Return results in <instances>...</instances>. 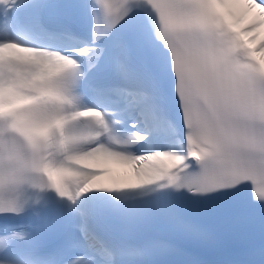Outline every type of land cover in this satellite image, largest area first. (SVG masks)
Instances as JSON below:
<instances>
[{"label":"snow or ice","instance_id":"snow-or-ice-1","mask_svg":"<svg viewBox=\"0 0 264 264\" xmlns=\"http://www.w3.org/2000/svg\"><path fill=\"white\" fill-rule=\"evenodd\" d=\"M74 2L0 0V215L26 211L25 186L55 194L35 216L85 226L147 193L242 192L264 209V0H91L90 40L31 43L71 35L46 17ZM11 231L0 264H22ZM90 236L99 247L68 264H119Z\"/></svg>","mask_w":264,"mask_h":264},{"label":"bare ground","instance_id":"bare-ground-1","mask_svg":"<svg viewBox=\"0 0 264 264\" xmlns=\"http://www.w3.org/2000/svg\"><path fill=\"white\" fill-rule=\"evenodd\" d=\"M259 10L253 8L249 13H248V18L246 19V21L244 22L243 27L247 26L248 23H250L257 15H258ZM262 34H264V29L260 30ZM34 59H40L39 56L34 57Z\"/></svg>","mask_w":264,"mask_h":264},{"label":"clouds","instance_id":"clouds-1","mask_svg":"<svg viewBox=\"0 0 264 264\" xmlns=\"http://www.w3.org/2000/svg\"><path fill=\"white\" fill-rule=\"evenodd\" d=\"M30 155L31 154L29 152H27L26 150L24 151V156H25L26 159L30 158ZM25 190H31V189L28 188L27 186H25Z\"/></svg>","mask_w":264,"mask_h":264}]
</instances>
